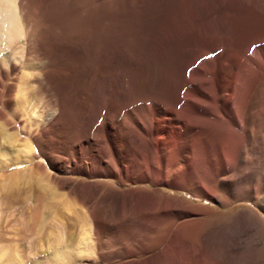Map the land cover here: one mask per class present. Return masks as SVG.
<instances>
[{"label": "bare ground", "instance_id": "bare-ground-1", "mask_svg": "<svg viewBox=\"0 0 264 264\" xmlns=\"http://www.w3.org/2000/svg\"><path fill=\"white\" fill-rule=\"evenodd\" d=\"M25 1L0 0V53L8 42L15 41L26 29L35 34L29 44L28 55L42 62L35 68V72L30 74L25 72L26 83H23V88L18 89L15 84L16 78L10 79L17 67L12 65L6 70L0 65L2 87L0 99L6 98L0 108V141L4 139L11 146L20 141L8 130L10 126L21 122L23 116L28 117L23 131L25 128L24 132L26 130L32 132L31 138L38 144L42 142L47 132L51 130L58 132L62 121L75 126L77 123L78 128L76 127L72 133L71 130H67L68 134L65 133L69 143L64 153L50 156L48 168H52L54 172L46 170L41 163H36L24 169L23 175L21 172L8 175L5 188L12 196L29 193L26 196L27 203L31 204L28 212L32 211L35 219L34 223L32 222L33 226L27 231L31 232L32 236L34 226L46 204L44 201L56 205L55 234L42 235L44 236L42 239H47L50 247H58L55 255H52L55 257L53 258L56 260L55 263L264 264V222L256 213L257 210L264 214V0L251 1L256 9V16H250L248 13L241 22H234L229 28L217 23L216 41L210 42L209 45L202 39L203 37L193 34L196 28L187 32L185 22L179 23L176 26L180 32H177L178 38L174 36L175 38L169 40L167 38L170 36H166V40L164 39L168 45L166 49L155 48L159 47L156 46L158 38L155 39V33L158 32L155 31L162 28L160 22L165 21L160 16L166 15L167 10L163 9L167 7L172 11H184L189 5L185 4V0L183 3L166 0L167 4L160 6V10L165 12L157 10L160 12H157L160 14L158 15L160 18H157V14L154 13L156 10L150 12L139 4L143 0L136 1L138 2L136 6H140L138 10H144H141L143 13L140 12L141 20H136L139 24L133 17V22L138 27L137 35L139 34L141 38V45H137L135 41L138 46L134 45L137 47L136 54L133 49L132 51L133 55H137L134 57L136 61L127 71L131 75L134 95L131 105L147 100L156 104L153 107H136L133 112L138 117L136 119L138 131L124 133L116 130L114 118L129 105L127 103L118 105L119 93L116 91H112L109 98L100 93L93 97L92 104L96 117H88V128L84 130L79 127L86 124L85 115L82 114L81 120L74 121L71 115L66 114L67 110L61 96L49 93L48 66L51 58L49 54L36 53L34 50L38 43L34 24L36 22H33L30 13L26 12L29 9H26L28 5L25 6L27 4ZM118 1L109 0L100 7L91 8L95 7L105 12L107 10L109 18L105 17L109 22L112 17L119 19L122 12L129 11L130 4L127 6V3L125 7L122 3L124 1ZM235 4L239 2L236 1ZM130 9H133L132 5ZM99 10L93 11L92 14L96 12L100 15ZM104 13L100 15L101 19L98 18L100 22L104 18L101 17ZM110 14L114 16L110 17ZM128 14L126 18L129 21L128 18L132 15ZM91 18L93 19L87 16L86 20H81V16L82 22L77 25L83 30V21ZM96 18L89 24L96 22ZM107 21L105 19V24ZM128 21L127 26L131 25ZM195 21L196 19L192 20L193 27L196 26ZM68 22L64 24L67 23V27L72 20L69 24ZM119 23L117 22V25ZM89 24L87 22L85 25ZM105 24L103 23L101 27ZM92 25L96 29L95 25ZM117 25H111L117 28L111 30H115L119 35L122 28L119 27L118 30ZM87 26L85 29L89 30L90 26ZM101 27L96 31L90 29L91 34L99 29L104 32L106 30L107 36L114 35L115 32L112 31L109 35L108 28L100 29ZM131 27L134 29L136 26ZM131 27L129 26V29ZM97 34L102 38L107 37H104L103 33L100 35L99 31ZM133 34L135 35L134 32ZM121 35L124 36L122 33ZM129 36L131 38L132 34ZM81 37L82 35L79 39ZM161 39L163 42V37ZM114 40L118 42L116 38ZM124 40L121 41L125 42ZM54 43L59 47L61 45L59 38H55ZM128 43L131 44L130 41ZM128 43L126 45H129ZM29 67L31 66L27 68L30 69ZM100 75L102 76V74L98 76ZM5 80L9 82L5 83ZM32 95L35 96L36 102H31ZM15 102L22 105L23 109L30 110V113L21 109L10 112ZM33 103L34 107L44 106L52 113V120L46 124L43 134L37 133L38 127L32 129L33 124L40 122V117L29 109ZM104 108L109 109L105 125L110 140L98 148V143L89 131L103 114ZM180 122L183 124L179 125ZM128 128L134 129L130 125ZM87 136L91 138L87 139ZM29 140L32 141L30 137ZM30 141L18 144L23 148L25 155L22 163L33 161L30 158L32 155V158H35ZM78 144H81V149H78ZM76 153L79 154V160L84 161V165L79 169L89 178L96 179V182L77 181L65 176L76 172L74 168L65 164L66 161L69 163L72 160L76 161ZM117 159L122 162L120 166L116 163ZM4 167H8V164L4 163L0 168ZM125 186L135 187L124 189ZM164 189L176 192L171 195ZM184 190L191 192L199 200L220 203L223 207L232 203L248 202L254 209L245 206L241 211L230 210L224 212L222 216L213 218L212 215L215 213L213 207L195 204L176 195ZM34 191L38 193L30 195ZM9 217L12 218L10 215ZM182 220L185 221L176 228L177 223ZM26 223L28 222H25V225ZM4 235L0 234V241L4 240ZM31 240L34 243L38 242L35 238ZM38 245L41 246V243ZM3 248L0 251V258L5 255ZM15 252H12V255L10 253L12 256L10 262L20 264V256H17L19 251Z\"/></svg>", "mask_w": 264, "mask_h": 264}, {"label": "rangeland", "instance_id": "rangeland-1", "mask_svg": "<svg viewBox=\"0 0 264 264\" xmlns=\"http://www.w3.org/2000/svg\"><path fill=\"white\" fill-rule=\"evenodd\" d=\"M107 1H109V0H26L25 3L27 2V4H25V6L28 5L26 7V9H29L26 12L30 13V15H29L31 17L30 19L33 22H36L34 24H35V29L37 30L36 33H37L38 43H37L34 50L36 51V53L42 52V54L43 53L47 54V55L49 54L48 56L51 58L50 59L51 63L48 66V69L50 70L49 71V80L50 81L48 83V87H49L48 91L50 90L49 93L52 95L57 94L58 96H61L63 104L67 110L66 114L68 116L71 115L72 118L74 119V121H77L78 119L81 120L82 116H83L82 114L85 115L86 118L84 117V120H86V122H85L86 124L80 126L79 129H81V130L87 129L88 128L87 121L89 120L88 117L90 116V118H92L96 115V112L94 111L95 110L94 104H92L93 97L96 94L98 95L100 93V95L103 94L105 97L109 98L110 93H113L112 91H114V92L116 91L117 93H119L118 94L119 100L117 101L118 105H123L125 103H127V105H129L127 108L126 107L123 108L120 111V113H118L115 116V118H114L115 121L114 120L113 121L115 123L116 130L120 133L121 132L124 133L126 131H128V132L138 131V129H136L137 128V125H136L137 120L136 119L138 117H137V115L134 114L133 111L135 110L136 107H142V106L153 107L156 104L154 101L147 100V101H141V102L138 101L137 103L131 105L132 99H134L133 98L134 95H133L132 88H131V83H132L130 81L131 75L127 71H129L132 68V64L136 61V59L134 57H137V55H133L132 49L135 51L134 54H136V50L138 47L137 45H141L140 44L141 38H140L139 34L137 35V33H138L137 24H139L137 22L139 20H141V18H142L141 14L143 13L142 11L144 9L143 10L141 9L142 11L138 10V9H140L139 5L136 6V4H138V2H136V1H138V0H131L130 2H129V0H121V1H124L122 3H123V5L125 4V7H126L127 3H128L127 6H129V4H130L129 11L128 12L125 11V12L127 14L131 13L132 16H129V18H128L131 21L130 20L128 21L126 18L127 14L122 12V14H121L122 16L119 19H118V17H117V19H113V18H115V17H112L114 15L110 14L111 15L110 17H112V18L110 19L109 22L114 23L116 20L118 23L120 22L118 25H117V22H115L114 24H112V23L110 24L107 21L108 19L106 18L109 16L108 15L109 13H107L108 11L106 10V12H105V10L102 11V10L98 9L99 12L101 11L100 15H102L105 12L104 15L101 16L102 18L103 17L104 18L100 22L101 18H100L99 13L98 14L96 13V12H98V10L95 7H100L102 4H105ZM110 1H115V0H110ZM117 1L118 0H116V2ZM121 1H118V2H121ZM132 1L133 2L135 1V3H133ZM143 1H145V2L142 3ZM143 1L139 2V4L141 3L140 5H143V8L145 7L146 9L150 10V12H152L153 10H156L154 13L157 14V18L159 17L158 15H160L158 13H160L161 11H162V13H164L167 10L165 12L166 15H164V14L160 15L162 17L161 18L162 20H165V21L167 20L166 21L167 23L165 21L160 20L161 21L160 27H162V28H157V30L155 31V32H158V34L155 33V39L158 38L157 41L155 40L157 43V44L155 43L156 46L157 45L159 46V47H155L157 49L168 48V45L166 44V41H165L166 36L167 37L170 36L169 38H167L169 40L172 39V37H174V36H177L176 38H178V33H180V32L177 31L176 26L179 25V23L185 22L184 24L186 26L187 32H190V31H192L193 28H196V30L193 32V34H195L201 38L203 37L202 39H205V41H207V44L209 45L210 42L214 43V40L216 39L215 36H216V30L217 29H215V25H217V23L223 27L229 28L231 26V24H233L234 22H237V23L241 22L244 17H247L248 13H249L248 15H250V16H253V15L256 16L257 15L256 9L251 4L252 3L251 1H253V0H239V1L236 0L237 2H239V4H235L236 3L235 0H185V4L189 5L186 10L181 11V10H174V8H172L174 10V11H172L171 8H169L170 10H168V8L166 7L163 9V10H165L164 12H163V10H160L161 9L160 6H162L161 4L166 5L167 4V3H165L166 0H153V1L152 0L151 1L150 0H143ZM176 1L178 3H183L184 0H179L180 2L178 0H176ZM131 5H132L133 9H130ZM153 5H155L156 8H154L155 6L153 7ZM93 6H95V7L91 8ZM125 7H122V8H124V10H125L126 9ZM135 7L137 10L134 9ZM90 10H91V12H90ZM133 10H135V11H133ZM157 10H159L160 12ZM93 11H96V12H94V14H92ZM140 12H142V13H140ZM82 13H83V15H80ZM123 14L126 16H123ZM81 16H82V19H81ZM83 16H85V17H83ZM87 16L88 17L91 16V17H93V19H95V17H97L96 22H98V23H96L95 21H94V23H92L95 25L94 27H96V29L101 27V25L103 23L105 24L106 23L105 19H106V21L108 23L105 24V26L101 27L100 29H102V28L107 29L108 28L107 29L108 33L110 32L109 35L112 34L111 32L113 31V30H111V28L115 29V27H116V26H114V28H113L112 27L113 25H117L118 30H119V27L122 28L119 31V35L117 34L118 32L117 33L115 32V30L117 28L113 31V32H115V33H113L114 35L117 34L116 36L118 38L115 36L114 39L116 38L118 40V42H116L113 39L114 35L113 36L112 35L107 36L108 34H107L106 30L104 32V31L98 29L99 34L103 33L104 35L103 34L102 35L104 37L107 36L105 38H108L109 40L108 39L106 40L105 38L99 37L97 34L98 31L94 32V31H96V29L93 28V25L91 23L90 24L92 26L89 24V22L91 20L93 21L92 18L85 21V22L86 23L88 22V24H89L88 26H90L91 30L95 29L92 32H94V34H97V35H95L93 37L94 34L93 33L91 34L90 29L89 30H88V28L85 29V27L87 25H85L86 23L84 21H83L84 25H82L83 26V30H82V27L81 26L79 27V25H77V24L82 22L81 20H84L85 18L87 19ZM122 17H124L128 21V23L131 24V25H129L130 27L131 26H133V27L136 26V27L134 29L132 27L129 29V26H127L128 24L126 23L127 21L123 20ZM133 17H134V19L136 18L135 22L137 24L135 22H133V20H134ZM98 18H100V19L98 20ZM112 19H113V21H112ZM194 19H196V21L198 22L197 23L195 21L196 22L195 27L192 26L193 25L192 20H194ZM70 20H72V23H70ZM73 20H74V22H73ZM118 20H120V21H118ZM136 20H138V21H136ZM64 21L65 22L69 21L68 24L70 23V26L67 27V23H66V25H64L65 24ZM122 21H124V23L126 25L123 23L124 26H122L123 25L121 23ZM75 22H77V23H75ZM132 22L134 23V25L135 24L136 25L135 26L132 25ZM161 23L163 26L161 25ZM36 24H37V26H36ZM98 24L100 26H98ZM108 24H110V26ZM120 24H122V25H120ZM73 25H75V26H73ZM158 25H159V23H158ZM106 26H107V28H106ZM70 27H71V29H70ZM126 28H128V29H126ZM161 29L164 31L165 34H163V31ZM86 30H87V32H86ZM125 30L127 33L125 32ZM128 30H130V31L128 32ZM121 31H123V32H121ZM133 32L135 33V35L133 34ZM159 32H161V34ZM121 33L124 34V36L129 37V38H130L129 35L132 34V36H131L132 39L127 38V39H129L130 43L135 37H138V36L139 37H138V39L135 38L133 40L134 44H132L133 43V41H132V43H131L133 45L132 46L131 44L128 43L129 41L126 39V37L121 35ZM75 34H77V35H75ZM80 34L82 35L83 39H82V37L79 39V37L81 36ZM90 34L92 35V37L94 39L92 37H90ZM126 34L127 35L129 34V35L127 36ZM33 35H35V34L30 32V30L24 29L23 34L20 37L18 36L15 39V41L8 42L7 45L5 47H3L2 52L0 53V65L2 66V68L9 70L12 65H15L17 67L16 72L10 78V79L16 78L15 79V84L17 86L16 89H18L19 87L23 88V83L27 79V75L25 72H28V74L35 72L34 71L35 68H38L37 66L40 65V63L42 62L41 60L35 59L34 57H29V55H28L29 44H30L31 40L33 39ZM75 36L77 38L76 40H75ZM162 37H163V42L161 39ZM55 38H57V39L59 38V40L61 41L60 47L56 46V44L54 43ZM100 38H102L104 40L101 41L102 40L101 39L99 41L98 39H100ZM120 38H122V39H120ZM0 39H1V35H0ZM123 39H125L126 41L125 40H124L125 42L121 41ZM112 40H114L113 41L114 43L111 42ZM108 41H110V42H108ZM119 41H121V43ZM135 41L138 43L137 45L135 44ZM94 42L96 44H94ZM158 42H159V44H158ZM126 43H128L129 45H126ZM160 43L165 44V46H163ZM134 45H136L137 47L136 46L134 47ZM166 45H167V47H166ZM203 45H205V44H203ZM127 46H129L130 48ZM134 48H136V49H134ZM211 56L213 57L214 54H212ZM28 66H31V67H29L30 69L27 68ZM26 68L28 70H26ZM98 71L99 72L102 71V73L101 72L98 73ZM105 71H107V73ZM104 72H105V75L103 74ZM97 74L98 75L102 74V76L101 75L98 76ZM96 79H98V80H96ZM8 82H9V80H5V83H8ZM20 84H21V86H20ZM49 84H50V86H49ZM1 90H2V87L0 86V91ZM16 93H17V90H16ZM38 98L40 99L41 97H38ZM5 99L6 98H4V97H2L0 99V105H1L0 108L4 105ZM30 100H31V102L37 101L34 95L31 96ZM34 104L35 103H33L31 105V107H29V109H32L33 112H35V114L37 115V117H40V122H38L37 124L36 123L33 124L32 125L33 128H32V126H31V128L36 129L38 127L36 129L37 133L43 134V131L46 128V124L52 120L51 119L52 113H51V111H47L44 106L37 107V105H36L34 107L33 106ZM23 108L24 107L22 105L15 102L13 104V107L11 108L10 112H14V111L16 112V111H19V109H21V110H24L25 112L28 111V113H30V110L23 109ZM103 110H102L103 114H101V116H99L98 119L95 121L94 126L92 127L93 130L89 127L90 128L89 133L90 134L92 133L93 138L96 140V143H98V145H97L98 148H100L103 145V143L110 140V135H109L108 129L106 128V125H105V121H107L106 119L109 117V114H108L109 109L104 108ZM31 113H32V111H31ZM27 118L23 116V118H21V122H18L17 124H15V126L9 127L10 129L8 131L11 134L13 133V135H15L14 137L16 139L20 140L18 143L13 144L14 147H13V145L11 146L10 144L6 143V141L4 139H2L0 141L2 144V145H0V167L4 163L8 164V167L0 168V179H1V181L3 179V182L0 181V189H1L0 190V234L1 233H2V235H3V233L5 234L4 240L0 241V247H1L0 251L2 250L3 247H4L3 249L5 251V255H3L0 258V264H8V263L12 264V262H10V260H11L10 258L12 257L11 255L15 251L20 252V253L19 252L17 253V256L18 257L20 256L19 257L20 258L19 259L20 264L24 263L23 262L24 259H26L25 264H53V262L55 263V261H56L55 259L53 260V258H55V257H53L52 255L56 252L58 247H56V248L50 247L48 240L45 238L42 239V237H44L42 235L54 233V224H55V218H56L55 217L56 216L55 211H57L56 205L54 206L53 203L50 204V202L47 200L44 201V203H46V204L43 203L45 207L43 206V208L41 210L42 211L40 213L41 215H39L38 222L34 226L35 230H34V233L32 236V235H30L31 232H28V231H29V228L33 226L35 214L32 215L31 214L32 211L30 213L28 212L29 209H31L30 208L31 204L27 203V199H26L27 198L26 196L29 195V193L27 194L24 192L21 194V196L17 194V195H14V196H16V197H14L10 194V191H8L5 188L6 187L5 183L8 181V180H6V179H8V175L11 176V174L19 173V172H21L20 174H22L24 169H26L27 167L32 166L36 163H41L43 165V167H45L46 170L54 172L52 168L49 169L50 168L49 167L50 156L54 157L61 152L64 153V151L67 147V144L69 143V141L67 140V137H66V134H68L67 130H71V133H72V131H75L76 127L78 128V124L76 123V126H75V124L69 125L67 122L64 123L65 121H62L60 126L57 129V130L60 129L58 132L55 130H51V131L47 132L45 134V136L43 137L42 142L40 144H38V143H35L33 141V139L31 138L32 132L30 133V131H28V130H26V132H24L25 128L23 131V127L25 126L24 124L27 123V121H28ZM0 123H1V121H0ZM182 124H183L182 122L179 123V125H182ZM129 125H130V127L134 128V129H129L128 128ZM27 131L29 133H27ZM0 135H1V133H0ZM29 137L32 141L29 140ZM89 137L91 138V136H87V139ZM26 138L28 140H26ZM28 141H30L29 143L31 144L32 149H33L32 154H34L35 158H32L33 155L31 154L32 156H30V158L33 159V161H31L29 163H22L25 155H24V152L22 151L23 148L18 144H22V143L24 144L25 142H28ZM4 143H6V144H4ZM41 147H43L44 150H43V148L41 150ZM81 147H82L81 144H78V149H81ZM57 150H59V151H57ZM18 153H19V155H18ZM53 154H55V155H53ZM75 155H76V161L72 160V162H70V163L68 161H66L65 164L70 168H74V170L76 172H74L72 174L65 175V176L70 178V179H75L77 181H86V182L90 181V183L96 182V179L89 178L84 173V171H81L79 169L80 167H82V165H84V161L79 160V158H78L79 154L78 153H76ZM19 159H20V161H18ZM116 163H119L118 164L119 166L122 164L120 159L119 160L117 159ZM134 187L135 186H125L123 188L124 189H131ZM164 191L171 194V195L175 194V192H176V191L171 190V189H164ZM32 193H30V195H36L38 192L34 191V193L33 194ZM176 195H179L180 197H183L186 200L191 201L195 204L213 207L215 209V213L212 215L213 218L222 216L224 212H228L230 210L235 211V212L241 211L245 206L254 209L253 206L248 202L243 203V204L237 202V203H232V205H228L226 207H223L220 203H211L210 201H207L206 199L199 200V199L195 198L191 192L186 191V190L179 191ZM19 196H20V198H19ZM240 205H244V206L241 207ZM49 206H50V208H49ZM256 213L264 222V214L261 211H257V210H256ZM9 215L12 218H10ZM8 217H9V219H8ZM184 221L185 220L179 221L176 225V228L178 227V225H180ZM25 222H28L26 224L29 227L27 225H25ZM23 227H25V229ZM44 230L48 231L49 233L45 232ZM42 231H44V232H42ZM32 238H35V240H37L38 242L37 243L32 242V240H31ZM22 239H24V240H22ZM40 239H42V240H40ZM31 243L33 244V246ZM40 243H41V246L43 244L44 248H43V246L41 248V246L38 245ZM34 245H36V246H34ZM37 246L38 247L40 246V247L38 248ZM39 250L41 251L40 254H39ZM10 253H11V255H10ZM8 255H9V257H8ZM26 256H28V257L31 256L29 258L27 257L28 261H27ZM147 256L148 255H146V257ZM43 259H45V260H43ZM8 260H9V262H8ZM21 261H22V263H21ZM51 261H52V263H51ZM98 264H101V263H98Z\"/></svg>", "mask_w": 264, "mask_h": 264}, {"label": "clouds", "instance_id": "clouds-1", "mask_svg": "<svg viewBox=\"0 0 264 264\" xmlns=\"http://www.w3.org/2000/svg\"><path fill=\"white\" fill-rule=\"evenodd\" d=\"M23 74V73H22ZM33 78H35V77H33Z\"/></svg>", "mask_w": 264, "mask_h": 264}]
</instances>
